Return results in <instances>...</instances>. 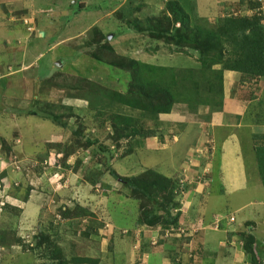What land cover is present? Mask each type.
<instances>
[{"label": "rangeland", "instance_id": "1", "mask_svg": "<svg viewBox=\"0 0 264 264\" xmlns=\"http://www.w3.org/2000/svg\"><path fill=\"white\" fill-rule=\"evenodd\" d=\"M199 1L207 4L201 9L196 0H0V42L9 41L12 50L1 51L9 67L0 63V264H264V141H250L244 127L235 132L247 187L229 190L222 174L212 178L205 170L214 153L207 124L186 120L173 126L174 119L135 111L115 96L133 90L132 76L114 67L117 60L105 49L150 62L153 34L174 26L168 4L178 3L191 32L199 27L221 35V20L256 14L239 0ZM259 3L264 27V0ZM159 40L157 59L170 58L166 65L176 70L196 63L200 68L189 46ZM20 42L30 54L28 63H34L26 83L18 77ZM222 47L223 64L232 62L231 45ZM195 53L196 63L184 58ZM220 70L221 65L213 67ZM213 77L192 80L201 90L194 104L210 105L189 113L222 106L217 94L207 95L201 86ZM248 78L241 81L240 74L237 102L247 104L248 122L264 125V78ZM180 106L175 113H185ZM184 128L172 148V138ZM148 130L168 137L169 147L140 138ZM192 135L207 142L192 139L199 153L186 160L184 146ZM94 141L104 152L89 145ZM112 171L122 180L159 186L147 196L135 194ZM168 214L175 219L166 224ZM205 234L222 239L220 253L203 251ZM251 241L260 244L261 258L246 249Z\"/></svg>", "mask_w": 264, "mask_h": 264}, {"label": "trees", "instance_id": "2", "mask_svg": "<svg viewBox=\"0 0 264 264\" xmlns=\"http://www.w3.org/2000/svg\"><path fill=\"white\" fill-rule=\"evenodd\" d=\"M239 5H246V7L255 11V16L252 18H230L221 20L220 29L223 34L218 35L216 31L201 30L199 27H194L191 32L190 22L188 16L182 11V8L177 2L168 4L170 8V15H172L173 24L167 31L162 30L153 34V37L158 39H165L173 41L168 43L169 46H189L193 52L198 54L199 69H184L176 70L173 68L154 67L141 64L135 60H130L121 56H116L110 47L105 49L108 53H112L117 62L114 66L117 69L127 70L132 76V88L127 94L115 95L118 98V103L126 107L132 108L135 111L150 113L154 115H168L171 113L175 105L185 106L187 111L193 112L197 105L207 106L210 104L198 103L194 104V99L198 97L200 88L196 87L193 79H205L207 75L214 76V81L206 80L202 83L203 92L207 95L217 94L222 104L223 100V80L222 71H233L241 74V81L244 77L248 79L264 78V27L261 24L262 17L259 0H239ZM128 25V24H127ZM128 28L132 31L138 32L135 25L129 24ZM103 39V38H102ZM228 43L231 45V56H233V63L230 61L224 62L222 60L223 47L222 44ZM182 46V47H184ZM217 53V54H216ZM212 54V57L209 55ZM214 54V55H213ZM216 54V55H215ZM221 65L222 70L213 71V67ZM130 86V87H131ZM212 106V105H211ZM221 106H218L220 108ZM65 127V126H62ZM75 133V132H74ZM80 137L79 134H74ZM156 137L153 130H148L140 134V138L148 139ZM89 145H98L97 141L89 143ZM99 150L103 151V147L98 145ZM107 153V152H105ZM112 177H117L113 171ZM165 186H170V181L160 175ZM125 187L131 189L135 194H143L147 196L150 190H156L159 182H140L137 180H122ZM184 189V187H183ZM173 197L178 195V190L170 194ZM156 214H152L150 219L157 218ZM149 219V218H148ZM174 217L168 214L165 218L166 224L172 223ZM147 225L149 221H145ZM246 249L257 251L255 254L257 258H261V246L255 241L246 242ZM257 247V250H256ZM80 263H91V260H80Z\"/></svg>", "mask_w": 264, "mask_h": 264}, {"label": "crops", "instance_id": "3", "mask_svg": "<svg viewBox=\"0 0 264 264\" xmlns=\"http://www.w3.org/2000/svg\"><path fill=\"white\" fill-rule=\"evenodd\" d=\"M135 1H138V0H135ZM164 1H167V0H164ZM196 1H197L196 6L198 8H201V7L203 8V5L207 4V3L201 2L199 0H196ZM222 2H220V1L217 2L218 3L217 9H219L220 4L222 5ZM217 9H214L215 12L218 11ZM9 21L11 24L12 19H10ZM29 28H31V27H29ZM153 41H154V44H153L154 48H152V51L149 52L150 57L148 58V59L152 58L150 62H147L145 60L143 61L140 58H133V60H135L141 64L148 65V66L163 67V68H179V67H170L169 65H166V63H170V58L166 59L165 57H162V58H159L160 61L157 62V60H159V59H157V51L158 50H155V49H158L156 47H159L160 44H162V43H160V40L157 41L156 39H154ZM31 44L33 46V41L31 42ZM10 45L11 44L9 43V41L0 42V63L3 62V65H2L3 68L9 67L10 63L5 62L3 55H1V51H4V52L8 51V53H10V51H12L10 49ZM13 45L17 46V44H14V42H13ZM20 46H21V42L18 44V47H16V48H19L18 50L24 54L21 55L23 57V65H22V68L20 71V75L18 76L19 81H21V79H24V77H26L28 75V72H30V65L31 64L34 65V63H31V64L28 63V59L31 60V58H29L30 54H28L26 52L25 46L22 50L20 49ZM32 46H29V47L32 48ZM37 49H38V47H37ZM38 51H36V53ZM184 58H186L188 60H192L193 62L196 63L195 60L197 59V55L195 53V54H192L191 57L189 55V56H186ZM32 60H33V62H36L34 58ZM152 60L154 63H152ZM158 64H162L164 66H161ZM31 67H32V65H31ZM181 68L182 69H197L198 65L196 63L195 68H186V67H181ZM8 69H10V68H8ZM29 75L31 78L33 77L32 72L29 73ZM239 80H240V74L237 72L225 71L223 73V103H222V106L220 108H218L217 111H212L210 108L201 107V109H199V111L196 114L195 113H189V111H187V110L184 111L186 114L185 113H175V109H176L175 107L179 106V105H175L170 114L162 115V116H165L164 118L172 121L173 123H174V121H173V119H174L175 123L173 126L181 125L180 123H182L186 120L192 121L194 124L199 123V126H202V124H207V127H209V130H207L206 132L209 131L208 134L213 137L212 141H210V142H211V144L213 143V150H214L213 152L214 153L211 155L212 160L210 163H208L205 170L207 171V169H208V171H210V173L212 174V178H214V176H215L216 178L220 179V176L222 174V178L224 179L225 182H227L229 190H242V188H244L245 186L247 187V182H245V176H247V169H246L245 162L243 159L242 149H241V145H240V139L237 138V135L235 132H237V130L240 127H242V128L244 127V129L249 133L248 134L247 132H245V135H246V137H248V139L250 138V141H252V140H260L261 142L264 141V125L253 124L250 121L248 122L247 114H246L247 104L241 105V104H238V102H237L238 95H239L238 90H237V88L239 86ZM22 81H24V83L27 82V80H25V79ZM256 91L258 92V90H255V92ZM182 109H184V108L182 107ZM2 115H4V113H2ZM245 119H246V121H245ZM180 127L181 126H179V128ZM185 128L182 130H179V137L174 136L172 138L173 139L172 140L173 143L171 142V144H173L172 148L181 142V139H182L183 135H185L184 133L187 129V128L186 129ZM200 133H201V131H200ZM157 136L158 135H156V137H153V138H148L149 142L150 143L155 142V145L157 142H159V146L162 149H167L169 147L168 146L169 145L168 137L165 136L162 138L160 136L159 137H157ZM204 138L205 137L203 135H200L199 137H193V135H192V137H190V140L184 146V149L187 150L186 151V160L189 159V157L191 156V154H190L191 152L196 151L197 153H199V150H197L193 145L192 146L190 145L192 139L196 140V142L198 144H206L207 141H205ZM216 140H219V142H220L219 147H217ZM254 154H255V152H254ZM251 155H253V154H251ZM254 158H256L255 155H253V161H254V167L257 168L258 162H256ZM170 163L171 162L169 161L168 164H170ZM173 164L174 163L172 162V165ZM191 164H192V162H191ZM183 166L187 167L186 165H183ZM181 177H182V175H181ZM212 234H214V233H212ZM212 234H205V237H203V240L201 243V245L203 246V251H210L213 254L220 253L219 251L222 250V247H223L222 245H224V243H223L222 239H217V240L214 239V237H212ZM261 251H262V248H261ZM213 259L209 258L210 261ZM217 259H219V257H217ZM205 260H203V263ZM213 261H215V259ZM201 263H202V261H201Z\"/></svg>", "mask_w": 264, "mask_h": 264}, {"label": "built area", "instance_id": "4", "mask_svg": "<svg viewBox=\"0 0 264 264\" xmlns=\"http://www.w3.org/2000/svg\"><path fill=\"white\" fill-rule=\"evenodd\" d=\"M32 31H33V29H32V28H29V29H28V32H30V33H31Z\"/></svg>", "mask_w": 264, "mask_h": 264}]
</instances>
